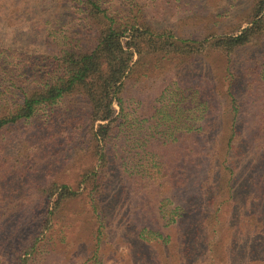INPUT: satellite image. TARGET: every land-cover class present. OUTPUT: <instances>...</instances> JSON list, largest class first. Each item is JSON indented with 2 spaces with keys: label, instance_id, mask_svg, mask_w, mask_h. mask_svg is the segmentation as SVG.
<instances>
[{
  "label": "trees",
  "instance_id": "16d2710c",
  "mask_svg": "<svg viewBox=\"0 0 264 264\" xmlns=\"http://www.w3.org/2000/svg\"><path fill=\"white\" fill-rule=\"evenodd\" d=\"M32 1L40 7L52 2ZM142 1L125 0L118 10L111 0H64L58 11L45 9L36 20L51 37L50 51L18 75L0 77V172L9 164L1 142L5 131L72 99L76 113L81 100L80 112L61 123L76 133L82 129L95 159L76 186L25 185L37 196L31 221L27 202L0 200V264H27L63 205L81 198L86 183L97 222L93 252L110 231L128 248L137 247L128 259L132 264H211L201 261L214 250L206 236L209 218L229 202L233 209L253 205L264 211V0H250L240 13L230 9L235 0H222L200 37L151 25ZM173 59L180 65L197 59L220 107L202 95L200 85L191 90L178 84L150 104L142 100L139 115L128 107L132 75H147ZM246 103L253 115L248 136L242 132ZM45 123L56 118L48 113ZM61 132L68 133L66 127ZM28 229L32 237L22 242ZM10 246L11 254L4 251ZM263 250L245 245L233 264H264Z\"/></svg>",
  "mask_w": 264,
  "mask_h": 264
},
{
  "label": "rangeland",
  "instance_id": "374dc122",
  "mask_svg": "<svg viewBox=\"0 0 264 264\" xmlns=\"http://www.w3.org/2000/svg\"><path fill=\"white\" fill-rule=\"evenodd\" d=\"M63 1L52 0L40 7L32 0H0V77L12 73L18 75L24 64L46 57L50 51L51 37L46 36V26L39 25L36 17L47 8L58 11L62 8ZM111 1L118 10L126 4L125 0ZM138 2L143 3L142 0ZM145 2L143 13L151 25L170 28L177 35L188 37H200L214 21L211 17L217 15L224 5L222 0H144ZM233 4L237 5V9L233 10ZM249 4L250 0H235L230 9L240 13ZM233 21L227 23L225 28ZM185 60L181 65L177 59L165 61L161 68H154L147 75H132L128 86V107L139 115L144 110L141 106L142 100L150 104L167 86L173 89L175 84L190 86L191 90L200 85L202 95L207 98L211 93L214 95L212 82L208 81L210 76L199 69L197 59ZM208 100L211 101L212 97ZM73 102L74 99L69 104L62 103L54 107L53 111L47 110L36 119L5 131V140L1 141L6 149L3 156L9 159V164L0 172V175L4 173V178L0 176L3 178L0 180V200L11 203L27 202L28 220L32 217L37 196L34 189L26 191L25 185L30 188L38 184L60 181L76 186L80 174L95 164L86 136H80L82 129L76 133L72 126L66 122L61 123L69 119V114H79L82 102L77 101L78 113L72 111ZM212 103L213 106L220 107L217 97ZM244 108L242 132L248 136V126L253 118L252 104L246 103ZM48 113L56 118L55 124L45 123ZM64 127L68 133L61 132ZM262 171L263 168L257 169L252 172V176L256 178ZM81 189V198L63 205L59 217L28 257L27 264H132L128 259L131 253L133 255L138 250L137 247L133 245L128 248V244L124 243L125 239L122 242L110 231L105 232L103 243L99 249L96 248V253L93 252L97 222L91 214L86 197L89 184L82 185ZM251 190L256 192L254 188ZM104 201L108 206V198L105 197ZM233 208V202L223 204L216 216L209 218L206 236L208 241L212 242L210 248L214 250H206L201 255V261L233 264L245 245L252 243L255 248L264 246V211H258L257 206L253 205ZM129 210L131 213L136 211H132L131 207ZM109 216L119 218L113 213ZM2 220L0 216V223ZM27 231L20 237L22 242L29 241L32 237L29 229ZM13 250L14 246L4 248V251L10 254ZM262 257L264 258V254Z\"/></svg>",
  "mask_w": 264,
  "mask_h": 264
}]
</instances>
